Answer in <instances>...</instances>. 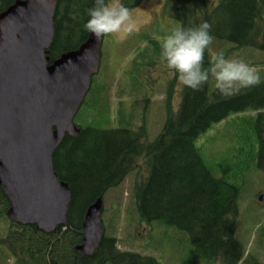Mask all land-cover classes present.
Listing matches in <instances>:
<instances>
[{
    "label": "trees",
    "instance_id": "trees-1",
    "mask_svg": "<svg viewBox=\"0 0 264 264\" xmlns=\"http://www.w3.org/2000/svg\"><path fill=\"white\" fill-rule=\"evenodd\" d=\"M14 1L0 0V12ZM121 2L131 10L142 0ZM92 3L57 0L50 61L86 40L89 33L83 23ZM161 15L185 26L208 20L213 37L231 42L237 49L249 46L264 52V0H219L216 6L209 0H164ZM134 49L139 50L131 57L124 83L115 89L114 116L110 115L108 82L100 81L97 74L82 104L87 116L80 114V122H75L81 127L79 135L66 134L53 154L54 170L71 188L65 225L47 234L34 225L9 222L5 216L8 199L0 189V220L9 223L0 245L17 264H160L153 256L119 250L116 238L107 234L91 256L75 252L82 242V222L89 205L133 172L139 175L133 181L131 197L141 220L186 231L206 264H257L251 258L243 260L244 251L236 238L240 191L236 181L252 164L239 161L223 170L222 177H215L196 141L213 125L231 118L228 129H244L237 137L254 142L247 152H252L255 167L264 171V75L260 84L231 97H222L215 90L210 93L209 80L199 90L181 85L177 109L173 95L179 82L173 76L164 99L162 129L149 140L146 111L151 108L155 82L143 78L140 70H148L160 60V40L144 36ZM210 58L209 45L205 67ZM248 112L257 116H240Z\"/></svg>",
    "mask_w": 264,
    "mask_h": 264
},
{
    "label": "water",
    "instance_id": "water-1",
    "mask_svg": "<svg viewBox=\"0 0 264 264\" xmlns=\"http://www.w3.org/2000/svg\"><path fill=\"white\" fill-rule=\"evenodd\" d=\"M56 6L15 0L0 12V189L9 220L45 233L66 223L71 188L54 170L53 154L66 134L81 131L73 119L99 71L103 40L89 33L51 62ZM102 205L97 198L85 212L79 256L92 255L104 236Z\"/></svg>",
    "mask_w": 264,
    "mask_h": 264
},
{
    "label": "rangeland",
    "instance_id": "rangeland-1",
    "mask_svg": "<svg viewBox=\"0 0 264 264\" xmlns=\"http://www.w3.org/2000/svg\"><path fill=\"white\" fill-rule=\"evenodd\" d=\"M218 1L209 0V3L211 6H216ZM163 3L164 0H142L140 5L130 10L138 25L137 30L128 34H107L103 38L98 74L99 80L108 82L110 87L109 94L112 95L110 115L112 116L115 113V99H117L114 96L115 89L119 83H124L123 78L131 57L139 50L134 49L136 41H141L144 36H152L156 40H161L178 23L161 15ZM232 47L234 45L231 42L214 37L210 44L211 56L217 50L223 49L228 56L239 57L256 65L260 75H264V52L249 46L240 49L234 47L230 50ZM147 68L149 71L141 69L140 75L155 82L151 108L146 111L148 138L153 140L160 133L165 120L164 99L166 90L169 88L168 83L173 79V75H170L169 70L160 60ZM213 85L214 78L210 74V93L214 91ZM179 88L178 83L174 87L173 95L175 109L181 101ZM124 100L127 99L124 98ZM127 107V104L123 105L124 109ZM79 110L74 118L76 123L80 122V114L86 118L88 113L82 110V106ZM249 115L253 116L252 113H244L240 116ZM231 122L232 119L229 118L213 125L200 135L196 141V147L215 177H222L223 170L239 161L252 164V167L243 172L240 175L241 178L236 181L240 190L236 238L244 251V256L254 259L257 264H264V232L262 230L264 203L258 201V195L264 194V171L255 167L252 152H247V146L254 142L248 143L245 139L237 137L242 136L244 129L240 128L238 131L228 129ZM138 175L131 172L119 186L110 188L105 194L104 211L101 215L105 233L116 237L120 249L153 256L160 264H206L196 253L186 231L159 221L145 222L140 219L130 192L133 181ZM6 226V222L0 220V236L5 235L8 228ZM0 264H17L14 256L9 254L2 245H0Z\"/></svg>",
    "mask_w": 264,
    "mask_h": 264
},
{
    "label": "clouds",
    "instance_id": "clouds-1",
    "mask_svg": "<svg viewBox=\"0 0 264 264\" xmlns=\"http://www.w3.org/2000/svg\"><path fill=\"white\" fill-rule=\"evenodd\" d=\"M83 28L96 39L107 34H128L138 29L130 9L121 0H93ZM208 20L190 26L176 23L160 40V60L180 85L199 90L214 78V90L231 97L262 82L256 65L217 50L205 67V50L213 41Z\"/></svg>",
    "mask_w": 264,
    "mask_h": 264
},
{
    "label": "flooded vegetation",
    "instance_id": "flooded-vegetation-1",
    "mask_svg": "<svg viewBox=\"0 0 264 264\" xmlns=\"http://www.w3.org/2000/svg\"><path fill=\"white\" fill-rule=\"evenodd\" d=\"M255 116H257V113L255 114ZM254 260V259H253Z\"/></svg>",
    "mask_w": 264,
    "mask_h": 264
}]
</instances>
